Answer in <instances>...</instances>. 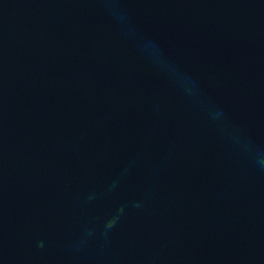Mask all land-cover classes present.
I'll use <instances>...</instances> for the list:
<instances>
[{
	"label": "water",
	"instance_id": "obj_1",
	"mask_svg": "<svg viewBox=\"0 0 264 264\" xmlns=\"http://www.w3.org/2000/svg\"><path fill=\"white\" fill-rule=\"evenodd\" d=\"M0 264H264V0H0Z\"/></svg>",
	"mask_w": 264,
	"mask_h": 264
}]
</instances>
